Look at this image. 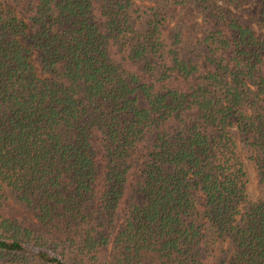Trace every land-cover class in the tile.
Wrapping results in <instances>:
<instances>
[{
	"label": "trees",
	"instance_id": "obj_1",
	"mask_svg": "<svg viewBox=\"0 0 264 264\" xmlns=\"http://www.w3.org/2000/svg\"><path fill=\"white\" fill-rule=\"evenodd\" d=\"M0 264H264V0H0Z\"/></svg>",
	"mask_w": 264,
	"mask_h": 264
},
{
	"label": "rangeland",
	"instance_id": "obj_2",
	"mask_svg": "<svg viewBox=\"0 0 264 264\" xmlns=\"http://www.w3.org/2000/svg\"><path fill=\"white\" fill-rule=\"evenodd\" d=\"M16 15L20 16L21 12L18 8H15ZM180 14V11L177 13ZM187 16V15H186ZM229 131L232 134V137L235 141L236 148L240 154V157L242 159V162L244 164V168L247 175V183H246V195L249 201H254L259 195V186L257 183V175L256 171L253 165L252 160L249 158L248 152H247V146L245 145L244 141L239 137L236 129L234 127L229 128ZM8 203H10L15 209L10 210L9 208L5 209L7 211H14L17 212L22 219L26 220L27 223L32 222V213L28 210H25L21 206H18L14 201L9 200Z\"/></svg>",
	"mask_w": 264,
	"mask_h": 264
}]
</instances>
